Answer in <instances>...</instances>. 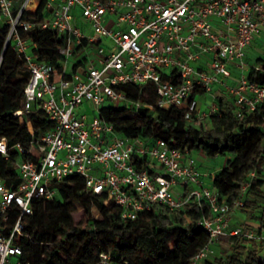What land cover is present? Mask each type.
Segmentation results:
<instances>
[{"label":"built area","instance_id":"1","mask_svg":"<svg viewBox=\"0 0 264 264\" xmlns=\"http://www.w3.org/2000/svg\"><path fill=\"white\" fill-rule=\"evenodd\" d=\"M37 10L38 20H23ZM1 26L5 46L29 73L14 116L33 140L27 150L15 146L17 186L0 180V221L10 212L17 216L8 235L0 227V264H28L20 260L17 240L33 214L32 201L56 198L55 186L75 175L85 193L105 195L104 204L111 201L122 219L136 220L154 206L170 213L206 207L208 215L197 222L205 241L190 264L213 255L222 237L257 242L264 253V231L233 226L242 198L220 201L213 174L201 173L186 149L162 139L122 137L101 117L105 105L133 114L173 107L183 109L185 121L198 123L220 115L221 96L233 103L237 118L254 113L264 105V87L248 79L246 50L264 36V0H23L17 9L13 0H0ZM36 30H50L61 40L58 64L34 53L29 35ZM148 84L155 89L154 104L130 100L117 89L142 91ZM38 112L53 127L35 137L23 115ZM0 154L8 158L5 139ZM254 176L247 175L241 197ZM95 264L116 263L103 253Z\"/></svg>","mask_w":264,"mask_h":264},{"label":"trees","instance_id":"2","mask_svg":"<svg viewBox=\"0 0 264 264\" xmlns=\"http://www.w3.org/2000/svg\"><path fill=\"white\" fill-rule=\"evenodd\" d=\"M13 1L17 9L21 1ZM38 13L39 10L35 14H25L23 20H38ZM6 35L1 26L0 139L6 140L8 158L0 154V180L15 188L18 173L12 160L19 155L15 146L27 150L33 138L27 127H21L19 118L14 116L21 108L22 92L29 73L24 60L5 46ZM29 37L36 46L34 53L39 60L52 65L61 61L57 53L61 40L54 32L36 30ZM248 79L264 87V56L256 58L250 65ZM117 89L130 100L148 104L156 102L155 89L151 84L142 91L130 85ZM218 104L219 116H211L198 123L185 121L183 109L173 107L154 112L141 109L133 117H128L126 109L105 105L101 109V117L112 123L122 137L162 139L171 146L186 149L189 154L202 152L208 157L231 155L232 159L226 166L211 176V184L220 201L231 203L242 198L241 208L247 206L259 210L252 221L260 233L264 231V105L239 119L228 97L221 96ZM23 119L31 123L35 137L53 127L41 112L23 115ZM252 172L255 176L245 194L253 196V199L244 197L245 194L241 197L242 186ZM55 187L56 198H35L32 201L33 214L23 225V235L17 240L22 247L20 260L23 263L95 264L100 254L108 253L116 264H190L203 247L205 233L197 222L208 215L206 207L188 206L170 213L154 206L136 220H128L121 218L120 210L111 201L104 204L105 195L85 193L83 180L77 175L65 178ZM93 207L99 212L98 219L91 215ZM77 209L87 216L83 228L73 224L72 213ZM16 217L14 212H10L6 222L0 221L2 234L8 235ZM222 238L227 239L231 252L225 255V260L215 258V264H264L257 242L240 237Z\"/></svg>","mask_w":264,"mask_h":264},{"label":"rangeland","instance_id":"3","mask_svg":"<svg viewBox=\"0 0 264 264\" xmlns=\"http://www.w3.org/2000/svg\"><path fill=\"white\" fill-rule=\"evenodd\" d=\"M34 5L30 6V8H33ZM262 56H264V36H258L254 39L252 46L246 50V60L249 64H253L256 58ZM72 63L73 61L71 60L70 64ZM205 98L208 99V96H205ZM31 109L32 110L35 109V106L33 104H31ZM85 112L87 113V115L90 116L89 111H85ZM133 115L134 114L132 112H128V111L126 112V116L128 117H133ZM191 157L195 160L197 168L200 169V172L203 174H214L221 168L225 167L229 159H232L231 155L208 157L202 152L191 153ZM207 181L209 180L207 179ZM244 197H248V199H253V196L247 195V193L245 194ZM258 214H259V210H253L251 207L245 206L239 209L237 213H235L233 222L235 223L237 218L238 224L255 225V223L252 220L253 217H255ZM91 215L94 219H98L100 217L99 212L95 207L91 209ZM72 217H73V224L75 226H79L80 228L84 227L87 220V216L81 209L75 210V212L72 213ZM239 219H242L243 221L240 222ZM257 249L258 251H260L261 247L257 246ZM230 252L231 250L229 249L227 239L222 238L215 244L214 254L199 264H215L214 261L215 258H221L225 260V255L230 254ZM261 256H264V253H262ZM61 258L63 259L64 257L61 256Z\"/></svg>","mask_w":264,"mask_h":264},{"label":"crops","instance_id":"4","mask_svg":"<svg viewBox=\"0 0 264 264\" xmlns=\"http://www.w3.org/2000/svg\"><path fill=\"white\" fill-rule=\"evenodd\" d=\"M199 171H200V169H199ZM206 184H210V181H206ZM237 213V212H236ZM239 221L241 222V221H243L242 219H239ZM239 225H242V224H238L237 223V218H236V222L234 223V225L233 226H239Z\"/></svg>","mask_w":264,"mask_h":264}]
</instances>
